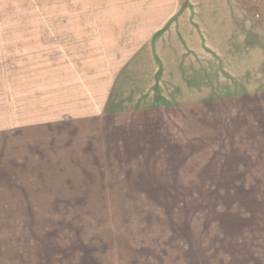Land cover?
<instances>
[{
	"label": "rangeland",
	"instance_id": "1",
	"mask_svg": "<svg viewBox=\"0 0 264 264\" xmlns=\"http://www.w3.org/2000/svg\"><path fill=\"white\" fill-rule=\"evenodd\" d=\"M181 4L0 0V166L46 152L80 187L59 192L68 205L49 208L47 222L28 223L37 238L24 246L112 253L117 264H264V30L258 42L252 28L231 45L216 36L198 58L177 37L175 73L188 83L160 79L156 95L151 34L169 39ZM110 80L120 107L98 115L106 96L95 93ZM68 96L74 114L61 112ZM0 226L12 236L14 223Z\"/></svg>",
	"mask_w": 264,
	"mask_h": 264
},
{
	"label": "crops",
	"instance_id": "2",
	"mask_svg": "<svg viewBox=\"0 0 264 264\" xmlns=\"http://www.w3.org/2000/svg\"><path fill=\"white\" fill-rule=\"evenodd\" d=\"M243 2L240 0H188V4H181L179 9L172 12L173 16L167 19V25L172 20L169 28H164L166 33H171L169 39H163L162 42V38H156L159 33L151 34L150 40H152V49L154 50L151 52L161 55L157 57L159 61L160 57V62H162L156 75L157 80L154 86L157 88L156 95L163 93L165 86L162 80L167 77L179 78L177 83L181 85L184 83L186 86L188 83L189 75L187 73L183 75L175 73L181 68V57L185 52L181 40H184L190 51V56L197 58L199 51L205 53L207 48H213L211 42H214L216 36H219V39L222 37L230 41L229 45H231L234 44L235 38H239L243 33L246 34L247 28H252L255 40L258 42L261 38L260 32L264 30V0H253L252 8ZM192 15L201 17V21L196 22ZM249 15L253 16L252 24H249L250 21L247 20ZM204 18L209 19V21L203 24ZM240 18H243V21H237ZM199 24H203V26ZM199 31L208 33L202 37L199 36ZM179 36L182 39L176 44L175 39ZM165 64H174L170 66L169 71L174 72L170 76L166 75ZM115 78L117 79V74ZM160 79L162 80L160 81ZM181 80L183 83L180 82ZM110 82L111 80L105 90L95 93L99 96H106L104 100L101 99L98 102V115H113L111 113L115 110L114 106L120 107L116 102L113 103V106L111 105V96L114 95L113 87L115 84L113 81L112 86H110ZM80 87H85V85L80 83ZM99 88L101 89V87ZM63 89L67 90L68 88L63 87ZM150 93L155 94L154 90H151ZM64 94L68 95V92L65 91ZM139 101L135 106L142 103L141 100ZM51 102L60 103L58 99H52ZM72 102H74V96L63 98L61 112L76 113L69 111V103ZM152 103L154 106H158L160 101L156 100ZM139 109L146 108L141 107ZM64 116L66 115L58 116V118L48 120L46 123H53L51 122L53 120H65ZM13 160L14 166H0V224L14 223V230L9 238H7L6 230L0 226V264H117V257L112 253H101L96 250L78 253L68 248L60 249L48 247V245L37 246L39 245L37 241L24 246L22 239L37 238L34 231H31L35 227L32 228L28 223L39 222L38 217L47 222L46 215L49 213V208L68 205L63 201L62 193L69 189L78 191L80 187L74 183L73 187L68 186L63 183L64 178L56 176L62 172L53 166L52 158L46 152L31 150L16 152ZM18 223L27 224L24 229H28L31 233L22 236V227L16 228ZM45 233L46 227L44 226L41 232L42 239H46ZM44 243L48 244L47 242Z\"/></svg>",
	"mask_w": 264,
	"mask_h": 264
}]
</instances>
